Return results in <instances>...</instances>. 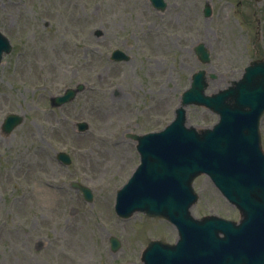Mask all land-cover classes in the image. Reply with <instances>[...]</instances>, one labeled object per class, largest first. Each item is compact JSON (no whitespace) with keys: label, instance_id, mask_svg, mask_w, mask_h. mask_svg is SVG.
<instances>
[{"label":"rangeland","instance_id":"obj_1","mask_svg":"<svg viewBox=\"0 0 264 264\" xmlns=\"http://www.w3.org/2000/svg\"><path fill=\"white\" fill-rule=\"evenodd\" d=\"M166 1L157 10L150 0H0V30L12 43L0 62V124L9 113L26 117L12 133L0 131V264H143L151 238L176 241L165 219L115 213L116 191L140 161L126 122L162 127L193 72L214 74L215 92L264 57V0ZM199 43L211 51L209 64L195 56ZM114 47L130 60L112 61ZM79 83L76 98L52 110L50 94ZM188 116L197 127L217 119L201 106ZM262 134L264 145V118ZM55 150L73 163L60 164ZM72 180L92 187V202ZM194 186L196 217L239 219L208 176Z\"/></svg>","mask_w":264,"mask_h":264},{"label":"water","instance_id":"obj_2","mask_svg":"<svg viewBox=\"0 0 264 264\" xmlns=\"http://www.w3.org/2000/svg\"><path fill=\"white\" fill-rule=\"evenodd\" d=\"M153 2L155 6L161 8H164L166 5L164 0H153ZM8 47V41L0 33V59L2 52ZM247 71L248 73L245 74V77L241 82V85L244 88L242 91V97L236 89H230L213 97L205 96L204 88L206 83L198 81L199 78L195 79L192 87L184 95V102L209 103L216 106L217 109L224 107L222 123L216 128V130L209 132L204 136H200L202 139L195 141L155 146V142L161 137L165 138H163L165 142L173 140L174 137L166 138L167 136L161 132L142 138L141 147L149 145L144 149L143 154L146 161H151V163L148 162L146 164V172L153 177L154 187L149 184L139 183L141 179L146 177L144 176L146 173L145 170H139L136 176L131 180L130 184L121 191L123 198H125L126 195H130L144 204L151 202L152 199L157 201L156 198L150 197L154 195V188L156 190H161L158 189L161 183H159L160 179L157 177L168 176L169 181H166V183L170 185L164 186L163 188L166 189L162 190V202H164L165 197L172 192L174 188H177V185L175 184L176 182L178 186L183 187L182 177L184 178L185 175L183 174L185 173L183 171L191 156H196L203 152V155H201V159L199 160L203 161L204 156L210 151L217 155L226 156L225 153L227 151V153H229L231 150L237 149L230 157L235 158L234 162H236V165L243 170L241 173L243 174L242 178L245 180L243 187L240 188L238 185H235V188L231 189L232 184L230 182H232V180L230 179H222L220 182L231 194H234L232 196L246 211H248L243 225L245 223L247 224V221L252 218L255 221L258 212L264 207V172L263 175L255 174L251 161L253 155H255L253 151L257 150V121L260 113L264 109V61L254 63L253 66L247 69ZM74 92V90H69L64 97H58L56 100L61 103L66 99L71 98L74 95ZM228 94L235 98V104L232 105L226 103L224 99ZM242 101H244L245 104L243 103L242 105ZM22 120L23 117L20 115H10L6 120L5 127L11 131ZM166 131L169 132V129ZM170 152L173 153V156L167 158L166 155L170 154ZM62 157L64 160L70 161L69 157L65 154H62ZM215 157L216 156L214 155L209 156V158ZM171 158H175V162L170 171H168L165 164ZM202 165V163H197L196 169L200 170ZM173 167H183V170H173ZM194 169V166H190L187 170ZM237 177L241 176L237 175ZM84 190L88 195L90 192L89 189L84 188ZM166 207L167 206H162L161 209ZM249 216L252 218H249ZM257 225L258 228L264 229V220L257 222ZM163 263L167 264L166 261ZM158 264H160V261H158Z\"/></svg>","mask_w":264,"mask_h":264}]
</instances>
